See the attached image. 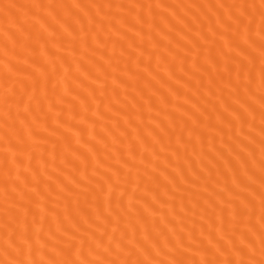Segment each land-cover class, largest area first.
Listing matches in <instances>:
<instances>
[{
  "label": "bare ground",
  "instance_id": "bare-ground-1",
  "mask_svg": "<svg viewBox=\"0 0 264 264\" xmlns=\"http://www.w3.org/2000/svg\"><path fill=\"white\" fill-rule=\"evenodd\" d=\"M0 264H264V0H0Z\"/></svg>",
  "mask_w": 264,
  "mask_h": 264
}]
</instances>
